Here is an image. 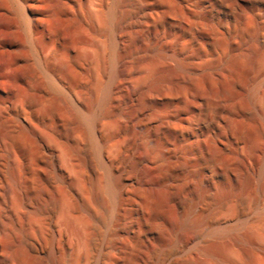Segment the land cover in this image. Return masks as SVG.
Returning <instances> with one entry per match:
<instances>
[{
	"label": "bare ground",
	"instance_id": "1",
	"mask_svg": "<svg viewBox=\"0 0 264 264\" xmlns=\"http://www.w3.org/2000/svg\"><path fill=\"white\" fill-rule=\"evenodd\" d=\"M217 60L197 213L183 102ZM0 264H264V0H0Z\"/></svg>",
	"mask_w": 264,
	"mask_h": 264
},
{
	"label": "rangeland",
	"instance_id": "2",
	"mask_svg": "<svg viewBox=\"0 0 264 264\" xmlns=\"http://www.w3.org/2000/svg\"><path fill=\"white\" fill-rule=\"evenodd\" d=\"M199 12L200 9L198 7V23L200 22ZM199 62L200 59H198V63ZM205 66L207 68L212 66L216 67L215 77L217 78L214 82L208 81L204 78L206 68L203 69L204 66H198V100L196 101L192 95L195 85L191 86V88L188 87L185 91L182 114L186 154L187 156H191L193 158L191 166L197 170L193 186L186 190V198L184 202L186 208H188L191 204H195L197 213L198 182L201 181V178H203L204 174L209 170L211 165L208 160V155L209 153H215L222 159L226 160L229 155L228 145L230 144L233 136L228 125L224 124L218 128L214 121L212 122L208 119L207 114L210 110L203 101L204 97L212 96L214 90L220 92L228 88V65L225 61L223 62L217 60L216 62H209ZM201 89L205 93L199 92ZM192 123H194V125ZM239 126L242 127V124L240 123ZM185 178H189V175L186 173ZM193 191V196L189 195V193ZM186 220L189 221L190 218ZM183 236L184 238L189 239L192 236L191 231L188 228L185 229ZM147 258L148 257H146V259Z\"/></svg>",
	"mask_w": 264,
	"mask_h": 264
}]
</instances>
